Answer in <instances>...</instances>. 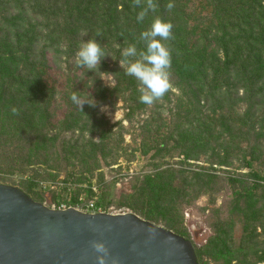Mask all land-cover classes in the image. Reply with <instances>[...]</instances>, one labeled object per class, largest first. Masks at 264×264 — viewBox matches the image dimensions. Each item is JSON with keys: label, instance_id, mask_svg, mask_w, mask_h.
<instances>
[{"label": "trees", "instance_id": "1", "mask_svg": "<svg viewBox=\"0 0 264 264\" xmlns=\"http://www.w3.org/2000/svg\"><path fill=\"white\" fill-rule=\"evenodd\" d=\"M156 18L172 24L163 42L171 54V87L147 105L139 100V82L114 60L129 44L143 49L140 33ZM89 39L113 58L99 65L112 75L77 66L76 52ZM73 92L91 95L95 106L80 109L70 99ZM119 102L128 122L149 112L134 153L176 151L187 162L214 159L247 169L251 187L237 192L231 209L235 215L247 211L258 200L255 191L264 189V175L253 167L264 158V0H0V173L72 177L129 162L123 126L113 132L100 113ZM169 105L174 129L155 141L150 126L153 119L166 121L160 115ZM171 174L158 172L160 185L143 176L133 190H150L154 207L171 211L176 189L160 181ZM179 175L192 176L198 191L207 185L200 173ZM165 224L173 226L168 215ZM237 264H264V248Z\"/></svg>", "mask_w": 264, "mask_h": 264}, {"label": "rangeland", "instance_id": "2", "mask_svg": "<svg viewBox=\"0 0 264 264\" xmlns=\"http://www.w3.org/2000/svg\"><path fill=\"white\" fill-rule=\"evenodd\" d=\"M103 81L109 84L104 77ZM170 99L174 98L170 96ZM171 106L161 112V118L166 121L153 119L150 133L155 141H161L169 135L168 131L174 129L176 121L170 119ZM125 108L119 102L114 108L102 107L100 113L110 125L115 126L113 132H118L123 126V145L128 148L125 159H130L129 162L120 160L117 165L103 166L89 174L72 177H50L44 173L8 175L1 172L0 184L14 186L33 201L49 208L58 205L75 207L78 199L83 198L84 201L94 200L109 214L133 213L190 240L199 264H223L225 261L237 264L244 257L252 260L255 251L264 248V189L255 191L258 198L255 204L242 214L235 215L231 209L237 192L248 189L252 184L247 169L238 167L235 162L231 167L221 166L214 159L187 162L176 151H164L158 157L153 153L148 156L134 153L142 140L141 127L147 121L149 112L135 115L128 122ZM158 127L160 129L155 133ZM168 145L170 147L171 143ZM253 167L257 174L264 175V158L254 163ZM162 171L173 173L168 181L160 179L176 189L171 211H158L150 190L144 194H136L133 190L134 186L141 185L142 177L146 175L151 177L152 184L160 185L154 177ZM180 171L207 176L202 178L207 180V185L198 191L193 185L196 182L191 181L192 176L179 175ZM100 189L105 191L104 199L100 196ZM167 215L173 223L172 227L165 224Z\"/></svg>", "mask_w": 264, "mask_h": 264}, {"label": "water", "instance_id": "3", "mask_svg": "<svg viewBox=\"0 0 264 264\" xmlns=\"http://www.w3.org/2000/svg\"><path fill=\"white\" fill-rule=\"evenodd\" d=\"M199 264L192 242L133 213L55 210L0 184V264Z\"/></svg>", "mask_w": 264, "mask_h": 264}, {"label": "clouds", "instance_id": "4", "mask_svg": "<svg viewBox=\"0 0 264 264\" xmlns=\"http://www.w3.org/2000/svg\"><path fill=\"white\" fill-rule=\"evenodd\" d=\"M154 6L149 3L148 8ZM169 9L173 7L172 3L167 5ZM147 13V9L142 10L137 15V20L142 21ZM172 36V24L156 18L150 28L140 33V40L143 42V49H138L135 44H129L123 48L118 60L119 67L128 76L134 77L139 82V91L141 103L151 105L159 100L170 89V68L171 54L169 49L163 43ZM159 38V39H158ZM119 47V45H117ZM107 55L101 45L95 39H89L81 42L76 52V64L78 67L85 68L88 72H99L101 75L110 73L100 72L99 65ZM103 81V80H102ZM73 104L80 109L87 104L95 106L96 101L90 95L88 98L82 97L73 92L70 95ZM89 99L91 103H89ZM93 248L97 255L98 264H104V257L107 255L105 246L100 242H94Z\"/></svg>", "mask_w": 264, "mask_h": 264}, {"label": "built area", "instance_id": "5", "mask_svg": "<svg viewBox=\"0 0 264 264\" xmlns=\"http://www.w3.org/2000/svg\"><path fill=\"white\" fill-rule=\"evenodd\" d=\"M69 208H73L88 214L106 213L105 209L101 206H98L94 200L84 201L83 198L78 199L77 205L75 207H66L64 205L52 206V209L55 210H66Z\"/></svg>", "mask_w": 264, "mask_h": 264}]
</instances>
